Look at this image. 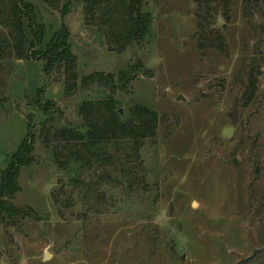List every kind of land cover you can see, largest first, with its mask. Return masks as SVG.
I'll return each instance as SVG.
<instances>
[{"label":"rangeland","instance_id":"obj_1","mask_svg":"<svg viewBox=\"0 0 264 264\" xmlns=\"http://www.w3.org/2000/svg\"><path fill=\"white\" fill-rule=\"evenodd\" d=\"M25 1L47 35L64 25L77 75L65 85L63 72L43 74L41 61L16 55L0 12V173L33 136L9 199L30 215L0 219V264H264V0H231L228 18L213 15L217 49L199 45L193 0H144L148 34L121 45L80 3L62 14L63 0ZM133 62L148 73L113 97L122 115L134 103L154 110L155 136L135 156L110 146L111 161L65 163L53 128L78 126L81 101L103 93L80 81ZM45 101L47 133L38 125Z\"/></svg>","mask_w":264,"mask_h":264},{"label":"trees","instance_id":"obj_2","mask_svg":"<svg viewBox=\"0 0 264 264\" xmlns=\"http://www.w3.org/2000/svg\"><path fill=\"white\" fill-rule=\"evenodd\" d=\"M193 1L197 4L196 17L198 18L200 47L216 49L222 47V36L218 30L211 28L210 20L219 11L228 18L227 13L231 0ZM43 2L54 6L56 1L43 0ZM72 3L83 5L85 13L89 17L93 15L100 27L104 29V35L120 45L139 43L148 34L151 15L144 8V0H63L61 13H65ZM0 12L4 15L2 24L9 28L8 37H5L8 48H12L20 58L41 61L43 74L63 72L64 84L67 85L66 82L69 81L73 85L77 75L75 58L71 54L68 32L64 25L61 24L58 30H53L50 35H47L49 33L46 34L44 25L36 21L34 7L25 0H0ZM249 67L246 88L241 95L245 98H250L254 91V69L259 71L254 61L249 63ZM125 68L124 71H119L115 75L92 73L80 81L84 85L97 83L102 86L103 93L99 98L81 101L78 113L83 121L78 126H68L62 123L53 128L51 135L64 143L62 151L66 153L65 163L77 165L78 169V166L81 167L86 161V156L111 161L110 146L120 149L128 145L130 152L135 156L142 142L155 136L160 116L150 107L134 103L129 107L126 115L120 114L117 109V101L113 93L116 90L124 92L130 79L148 73L141 62L129 63ZM66 89L69 90L70 87L66 86ZM105 90H109L108 94L104 92ZM36 99L40 101L41 96L38 94ZM37 103L39 108L41 104ZM50 106L51 103L45 101L40 107L41 117L38 123L40 132L43 129H46L44 132H48L47 123L52 118V114L48 112ZM33 126L35 127V123ZM32 139L31 135H26L22 139L15 153L11 154L6 162L5 169L0 173L1 220L5 217L13 219L16 215L21 217L30 215L27 209L14 208L9 199L18 189L16 178L19 167L30 161ZM128 174H131L129 168H127ZM127 175L124 174L123 177L129 181Z\"/></svg>","mask_w":264,"mask_h":264},{"label":"water","instance_id":"obj_3","mask_svg":"<svg viewBox=\"0 0 264 264\" xmlns=\"http://www.w3.org/2000/svg\"><path fill=\"white\" fill-rule=\"evenodd\" d=\"M176 99H181V97L178 95V96L176 97ZM119 113H121L120 110H119ZM48 258H49V254H48V253H44V255H43V259L46 260V259H48Z\"/></svg>","mask_w":264,"mask_h":264}]
</instances>
